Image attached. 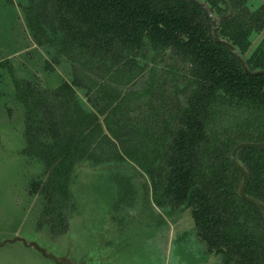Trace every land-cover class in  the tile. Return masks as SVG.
<instances>
[{
	"label": "trees",
	"instance_id": "obj_1",
	"mask_svg": "<svg viewBox=\"0 0 264 264\" xmlns=\"http://www.w3.org/2000/svg\"><path fill=\"white\" fill-rule=\"evenodd\" d=\"M29 1L24 12L36 43L55 51L56 63L64 57L72 71L71 83L19 95L30 143L62 145L69 132L60 110L67 109L70 135L79 132L66 151L71 163L73 150L91 145L86 130L101 132L103 116L112 138L102 137L95 148L105 142L107 149L95 153L118 160L121 146L149 177L158 206L193 208L199 235L225 264H264V220L239 197L242 176L230 161L237 143L264 141V75L247 74L233 52L213 40L207 14L187 0ZM199 1L249 72L264 70V37L245 57L252 35L264 30V3L252 9L250 0ZM146 46L150 68L136 61ZM146 71L138 90L127 89ZM74 87L85 90L91 111L75 101ZM167 88L171 99H158ZM235 159L248 172L246 194L264 204V147L240 149Z\"/></svg>",
	"mask_w": 264,
	"mask_h": 264
},
{
	"label": "rangeland",
	"instance_id": "obj_2",
	"mask_svg": "<svg viewBox=\"0 0 264 264\" xmlns=\"http://www.w3.org/2000/svg\"><path fill=\"white\" fill-rule=\"evenodd\" d=\"M263 3L250 0L248 6ZM29 4L0 0V264H58L30 242L70 264H225L222 253L208 249L199 235L193 208L158 206L149 177L121 146L118 160L95 153L102 137L112 138L103 116L98 115L101 132L86 130L91 145L73 150L71 163L66 151L70 154V142L79 132L70 135L73 115L67 109L60 110L62 128L69 132L62 145L30 143L19 95L29 87L42 92L71 83L72 71L64 57L56 63L57 53L36 43L24 12ZM263 37L264 30L252 35L245 57ZM151 57L146 46L144 57L136 61L150 68ZM156 66L162 68L161 63ZM146 77L147 71L127 89L138 90ZM74 90L82 110L91 111L85 90ZM162 95L171 99L170 88L159 91L158 99ZM185 98L180 96L182 103ZM49 144L55 150L45 149ZM105 144L99 143L98 150L107 149ZM16 237L27 245L10 241Z\"/></svg>",
	"mask_w": 264,
	"mask_h": 264
},
{
	"label": "water",
	"instance_id": "obj_3",
	"mask_svg": "<svg viewBox=\"0 0 264 264\" xmlns=\"http://www.w3.org/2000/svg\"><path fill=\"white\" fill-rule=\"evenodd\" d=\"M187 1H190L192 3L197 4L207 14V16L210 19L211 24H212V37H213V40L215 42L221 43V44L225 45L226 47H228L233 52V54L239 59L243 70L247 74L264 75V70H258V71H255L253 73H250L248 68L246 67V65L244 63V60L240 56V53H239L238 49L236 47H234L230 42L219 38L217 20L214 17V15L212 14L211 10L206 6V4H204L203 2H201L199 0H187ZM263 147H264V141H260V142H248V141L239 142L233 147V149L230 152V161L239 170V172H240V174L242 176L241 184H240V187H239V190H238L239 197L241 199H243V200L255 205L259 209V211L261 212V215H262L263 220H264V204L261 201H259L257 199H254L252 197H249L246 194V187H247V184H248V181H249L248 172L235 159V154L240 149H244V148H263ZM10 241H22L24 243V245H27L26 240H24L23 238H20V237L13 238ZM28 245L29 246H33L36 250L40 251L43 256L53 260L54 262H56L58 264H60V263L70 264V262H68L66 260H58L53 255L47 254L45 252V250L43 248H41L35 242H30V244H28Z\"/></svg>",
	"mask_w": 264,
	"mask_h": 264
}]
</instances>
